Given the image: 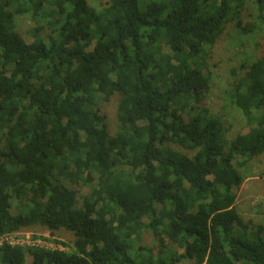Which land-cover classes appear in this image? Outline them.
<instances>
[{
  "label": "trees",
  "instance_id": "16d2710c",
  "mask_svg": "<svg viewBox=\"0 0 264 264\" xmlns=\"http://www.w3.org/2000/svg\"><path fill=\"white\" fill-rule=\"evenodd\" d=\"M248 2L0 0V238L73 236L68 251L4 244L0 264H264V227L233 194L264 156V47L233 83L247 134L227 141L202 107L203 66L227 25L255 29ZM114 96L111 134L101 105Z\"/></svg>",
  "mask_w": 264,
  "mask_h": 264
},
{
  "label": "rangeland",
  "instance_id": "374dc122",
  "mask_svg": "<svg viewBox=\"0 0 264 264\" xmlns=\"http://www.w3.org/2000/svg\"><path fill=\"white\" fill-rule=\"evenodd\" d=\"M88 4L96 10L102 8L107 0H87ZM242 19L252 22L254 31L242 34L233 23H229L225 33L211 49L210 55L204 64L203 73L210 76V89L205 94L202 107L210 114L220 116L222 127L225 130L227 141L232 140L238 134H247L249 127L246 125L242 114L232 104L233 83L243 74L242 67L250 65L262 55L264 47V21L258 18L257 7L252 0L246 4ZM16 31L25 38L27 43L31 42L30 30L33 22L29 15L15 18ZM234 71V74H233ZM119 102L118 96L112 97L107 103L101 105V114L109 132L115 134L118 131L116 109ZM186 120V115L183 116ZM188 153V152H187ZM245 177L238 189H233L235 195V207L237 212L245 221H251L256 225L264 227V156L251 161L245 170H240ZM88 187H80L76 196L78 207L82 197L88 195ZM12 214L16 213V203L12 201ZM21 238H29L33 242L41 241L44 246L63 248L68 251L73 236L65 231H58L53 236L42 227H32L21 232ZM171 252L182 253L181 250L172 246ZM30 256L26 257V264H30Z\"/></svg>",
  "mask_w": 264,
  "mask_h": 264
},
{
  "label": "built area",
  "instance_id": "2783aa9c",
  "mask_svg": "<svg viewBox=\"0 0 264 264\" xmlns=\"http://www.w3.org/2000/svg\"><path fill=\"white\" fill-rule=\"evenodd\" d=\"M21 233H13L9 235H5L0 238V246L7 245L10 247H19V248H45L50 250H59V251H65L63 248H57V247H51L50 245L44 246L43 242L41 241H35L33 242L29 238H26L25 240L21 238Z\"/></svg>",
  "mask_w": 264,
  "mask_h": 264
}]
</instances>
